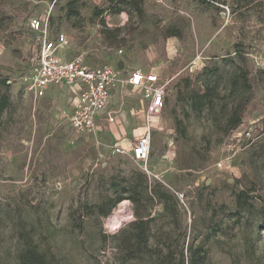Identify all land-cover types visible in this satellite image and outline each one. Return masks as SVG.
Listing matches in <instances>:
<instances>
[{"label": "rangeland", "instance_id": "rangeland-1", "mask_svg": "<svg viewBox=\"0 0 264 264\" xmlns=\"http://www.w3.org/2000/svg\"><path fill=\"white\" fill-rule=\"evenodd\" d=\"M36 16L51 34L66 35V58L83 52L95 64L113 55L128 70L149 64L161 72L168 94L149 172L116 154L109 136H79L25 92L20 76L35 63L38 34L28 21ZM259 61L264 0H0V101L8 97L0 112V264H18L25 243L51 264H189L193 250L203 264H264ZM234 73L248 84L233 86ZM206 88L214 104L199 101L195 110L191 94ZM237 103L245 104L241 123L225 132ZM145 183L177 205L166 210L143 194L138 241L130 223L140 217L129 199L117 227L108 217L122 201L107 216L100 210ZM239 191L249 203L243 209Z\"/></svg>", "mask_w": 264, "mask_h": 264}, {"label": "built area", "instance_id": "built-area-1", "mask_svg": "<svg viewBox=\"0 0 264 264\" xmlns=\"http://www.w3.org/2000/svg\"><path fill=\"white\" fill-rule=\"evenodd\" d=\"M28 26L38 34V48L35 63L20 76L25 92L39 98L46 94L50 86L78 84L74 108L71 111L63 109L61 116L76 133L92 136L98 130V118L101 115L104 114L108 122L115 121L116 111L108 109L112 91L125 86L132 87L139 93L143 103L146 125L131 150L115 145L114 152L130 156L135 162L141 163L143 171L149 172L147 161L153 131L149 119L162 116L168 94L161 72L135 69L124 74L110 63L89 64L83 52L64 59L59 51L68 44L65 34H51L47 19L42 17H31ZM122 52L121 48L117 50L118 54ZM257 65H264V62L259 61ZM249 134L246 131V135Z\"/></svg>", "mask_w": 264, "mask_h": 264}, {"label": "crops", "instance_id": "crops-1", "mask_svg": "<svg viewBox=\"0 0 264 264\" xmlns=\"http://www.w3.org/2000/svg\"><path fill=\"white\" fill-rule=\"evenodd\" d=\"M65 48L66 47L59 51V55L62 56L64 59H69L64 56ZM122 54H118L117 51L115 52V55ZM104 63L112 64L113 66L120 69L124 74H127L128 72L135 69H140L142 71H159L158 69L154 68L153 66H150L149 64H144L140 67L128 70L114 63L113 55H108ZM77 91L78 84L68 86L59 85L48 87L46 94L42 97L35 98L33 95L31 96L33 97L34 101L38 103H46L47 105H49L51 109H53L56 113V117L62 118L61 111L63 109L71 111L74 108ZM142 107L143 103L140 99V95L132 87L125 86L121 89L117 88L112 91L110 103L108 105L109 110L116 111L114 122H108L105 119V115H101L98 118V130L96 131L95 135L92 136L78 134L70 127V125L69 127L81 137L103 138L104 136H109V138L112 140L113 143H115V145L121 146L127 150H131L137 138L143 134L146 125V117L142 110ZM66 122L68 123L67 120ZM149 122L152 123L153 130L154 127L162 125V123L158 121V118H151L149 119Z\"/></svg>", "mask_w": 264, "mask_h": 264}, {"label": "trees", "instance_id": "trees-1", "mask_svg": "<svg viewBox=\"0 0 264 264\" xmlns=\"http://www.w3.org/2000/svg\"><path fill=\"white\" fill-rule=\"evenodd\" d=\"M207 1H215V0H207ZM240 81L244 84H248L246 75H243L241 73H234L232 77V85H237ZM211 94L209 93V88H206L205 91L202 94H199L198 92L191 94V100L194 102V109L200 110L201 108L198 107V102L203 101V104H205L206 108H211L214 104V101L211 97ZM8 104V97L6 95L2 96L0 101V112L7 106ZM244 103H237L232 112L231 115L228 117L226 126H225V132H228L232 129H235L239 124L241 123L242 115L244 112ZM129 189L126 191L129 193L128 197H124V195H118L115 198L109 199V207L106 210L101 209L100 212L104 216H107L111 209L119 202H121L124 199H129L131 203L134 205V214L140 219L138 221H132L130 223V227L137 231L136 239L138 241H141L143 236V230L141 229V226L144 224V219L141 218L138 211L139 203L141 201V197L143 194H148V192H152L154 196H156L159 201L163 203L164 209L169 210L170 205L173 204L174 206L177 205V200L173 195L170 193L162 190V189H153L152 191H148L147 183H145L143 186L140 185H131L128 187ZM246 193L245 191H239L236 193V204L237 207L240 209H243L245 206H247L249 203L246 199ZM203 257L200 256L199 251L196 252L195 250L192 251L189 264H203ZM18 264H51L46 256L40 252L36 246L32 245L31 243H25L19 254H18Z\"/></svg>", "mask_w": 264, "mask_h": 264}, {"label": "bare ground", "instance_id": "bare-ground-1", "mask_svg": "<svg viewBox=\"0 0 264 264\" xmlns=\"http://www.w3.org/2000/svg\"><path fill=\"white\" fill-rule=\"evenodd\" d=\"M128 204V203H127ZM125 205H126V202L125 201H122L120 204H119V207L116 209V211H114L115 214L111 215L110 217H108V227H117L120 225V222L122 220L123 217V214L125 213ZM130 216V215H129Z\"/></svg>", "mask_w": 264, "mask_h": 264}]
</instances>
